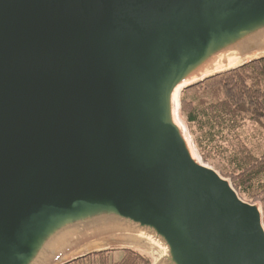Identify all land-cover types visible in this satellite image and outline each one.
<instances>
[{"label": "water", "instance_id": "obj_1", "mask_svg": "<svg viewBox=\"0 0 264 264\" xmlns=\"http://www.w3.org/2000/svg\"><path fill=\"white\" fill-rule=\"evenodd\" d=\"M263 60L264 0H0V264H264L261 202L182 114Z\"/></svg>", "mask_w": 264, "mask_h": 264}, {"label": "trees", "instance_id": "obj_2", "mask_svg": "<svg viewBox=\"0 0 264 264\" xmlns=\"http://www.w3.org/2000/svg\"><path fill=\"white\" fill-rule=\"evenodd\" d=\"M182 114L204 161L231 179L239 196L264 212V60L185 91ZM261 143H250L247 129ZM113 252L122 257L110 263ZM135 251L92 255L72 264H149Z\"/></svg>", "mask_w": 264, "mask_h": 264}, {"label": "rangeland", "instance_id": "obj_3", "mask_svg": "<svg viewBox=\"0 0 264 264\" xmlns=\"http://www.w3.org/2000/svg\"><path fill=\"white\" fill-rule=\"evenodd\" d=\"M190 130V129H189ZM191 133V131H190ZM191 136L193 137V135L191 134ZM246 136L247 138H249L250 143L253 144H260L261 141V136L258 134L257 130H255L254 128L249 127L246 131ZM194 140V137H193ZM261 147H262V143H261ZM199 150V149H198ZM200 153V152H199ZM201 155V154H200ZM202 157V156H201ZM204 161V160H203ZM205 163L211 165L212 167H214L210 162L204 161ZM215 168V167H214ZM122 257V253L121 252H113L110 257H109V261L110 263L119 260Z\"/></svg>", "mask_w": 264, "mask_h": 264}]
</instances>
